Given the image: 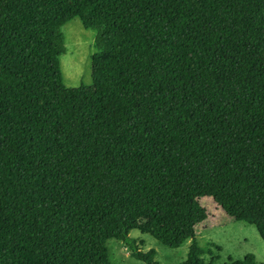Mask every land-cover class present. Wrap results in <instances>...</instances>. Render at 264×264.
<instances>
[{"label":"trees","instance_id":"1","mask_svg":"<svg viewBox=\"0 0 264 264\" xmlns=\"http://www.w3.org/2000/svg\"><path fill=\"white\" fill-rule=\"evenodd\" d=\"M76 18L99 34L72 89ZM203 198L264 241V0H0V264H111L109 240L160 264L133 231L205 264Z\"/></svg>","mask_w":264,"mask_h":264},{"label":"rangeland","instance_id":"2","mask_svg":"<svg viewBox=\"0 0 264 264\" xmlns=\"http://www.w3.org/2000/svg\"><path fill=\"white\" fill-rule=\"evenodd\" d=\"M62 33L65 52L60 57V65L64 85L72 89L92 86V60L99 32L86 29L81 19L76 18L62 28ZM200 203L209 214V218L197 230L205 264H226L229 260H244L250 254L255 255L258 262L264 263V241L256 227L231 221L210 198H203ZM131 237L137 239L144 253L157 251L156 260L160 264H182L187 260L191 246L188 241L178 249H171L140 231H133ZM107 247L111 264H144L132 258L129 249L119 241L109 240Z\"/></svg>","mask_w":264,"mask_h":264}]
</instances>
